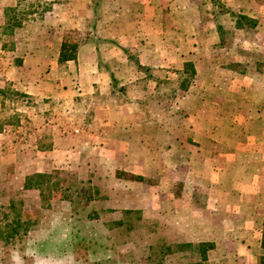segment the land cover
I'll return each instance as SVG.
<instances>
[{
	"label": "rangeland",
	"instance_id": "rangeland-1",
	"mask_svg": "<svg viewBox=\"0 0 264 264\" xmlns=\"http://www.w3.org/2000/svg\"><path fill=\"white\" fill-rule=\"evenodd\" d=\"M13 1L16 6L18 0ZM29 1L34 3V15L24 25L45 21V17L62 2ZM255 1L257 4L250 7L249 12L259 19L260 26L249 32L236 30L231 39L228 37L230 43H239L241 39L246 43L241 45L240 42L225 57L224 63L264 60V0ZM218 3H222L221 0ZM45 4L51 5L52 10L41 12L47 8ZM6 5H9V0H0V27L6 21L4 11L10 7ZM203 6V27L208 29L213 10L211 0H206ZM216 10L222 12L218 6ZM225 24L228 27L231 21L226 19ZM21 29L14 37H5L0 43V89L18 90L14 87V80L21 71L17 68L21 55L16 53ZM65 39L79 44L85 42L77 30L66 34ZM12 41L14 51L3 48V42L9 46ZM198 43L200 48L210 47V35H200ZM207 54L209 51H202L199 55L206 58ZM209 68L202 69L203 76L210 73ZM167 99L162 105L167 113L159 120L167 127L168 133L181 124L183 129L180 134L184 143L179 147L169 145L165 148L167 154L161 162L165 171H159L154 166L157 176L145 183L132 179V174L123 170L115 171L114 164L96 163L91 150H85L82 158H69L67 154L63 163L65 150L60 148L58 155L61 162L55 164L53 161L57 159L49 160L50 152L55 150L52 147L53 135L68 136L65 127L70 120V109L58 100H47L48 103H43L46 105L41 102L29 106L0 96V142L3 146L0 149V190L6 195L1 202L7 204L11 198L23 199L25 214L32 223L31 230L14 246L0 247V264H95L100 261L156 264L150 259L156 256H152L147 247L159 245L160 237L168 242L176 241L179 237L177 233L184 234L194 243L215 244V249L208 252L206 264H262V261L264 264V244L260 242L264 232V156L258 163L234 162L233 159H238V156L224 157L222 148L201 149L199 142H186L192 133L188 129L191 121L196 123L195 116L187 112L186 104L176 108L170 97ZM20 104L33 107L36 113L28 116L20 112ZM150 109L153 110V105ZM198 118L201 122L204 120L200 115ZM207 118L210 121V116ZM238 118L231 117V120L236 124ZM224 120L226 117H213L211 122L220 125L221 129ZM247 124L251 130L249 136L264 137V117L260 122L256 117L248 116ZM184 128L186 131H183ZM171 133L174 135L173 131ZM222 135H225L222 129L216 133L217 138ZM206 150H209V157ZM231 150L234 153L242 151L238 147ZM68 151L71 152V149ZM48 160L50 166H56L54 169L46 165ZM40 170L49 173L57 171L61 178V190L53 191L46 201L38 191L22 190V177ZM90 176L99 178L94 179V184L100 189L97 195L92 190V181H88ZM56 181L53 179V182ZM68 186L69 191L63 190ZM126 209L140 211L146 221L154 219L151 226L156 222L160 224L157 226L158 234L152 235L148 226L150 223L144 222L135 224L136 228L130 232L115 228L114 222L124 218ZM94 212L98 214V219L89 217ZM182 260L199 261L200 257L189 251L179 256L169 255L163 264H181Z\"/></svg>",
	"mask_w": 264,
	"mask_h": 264
},
{
	"label": "crops",
	"instance_id": "crops-1",
	"mask_svg": "<svg viewBox=\"0 0 264 264\" xmlns=\"http://www.w3.org/2000/svg\"><path fill=\"white\" fill-rule=\"evenodd\" d=\"M204 2L62 0L45 21L24 25L17 41L16 53L21 55L17 68L21 71L14 87L32 96L38 105L58 100L70 109L65 127L68 136L53 135L55 150L50 152L49 160L60 158L53 162H61L60 148L65 150L63 163L67 154L69 158H82L85 150H91L96 163L114 164L115 171L123 170L132 174V179L146 183L157 176L154 166L165 171L161 164L167 154L165 148L184 143L181 124L168 133L159 120L167 113L162 105L170 97L176 108L186 104V111L195 116L196 123L191 121L188 129L192 133L186 142H199L201 149L222 148L224 157L238 156L234 162H262L264 137L249 136L247 117L254 116L260 122L264 117V60L224 63L225 57L246 40L223 42L213 12L208 21L210 28L204 29ZM221 2L258 20L260 26L259 19L249 12L257 4L255 0ZM15 4L9 0L6 7ZM221 18L231 35L240 30L229 14L222 13ZM226 19L231 21L228 27ZM72 30L79 31L85 42L76 60L60 62L66 34ZM205 34L210 35V47L200 48L198 37ZM202 51H209L208 57L199 55ZM207 67L210 73L203 76L202 69ZM187 71L193 74L192 82L186 92H181ZM152 105L156 111H151ZM20 107V112L28 116L36 113L33 107ZM199 115L204 117L202 122ZM220 116L226 117L221 125L225 135L217 138L220 125L211 121ZM231 117H239L236 124ZM237 147L242 151L232 152ZM22 178L24 182L26 175ZM260 242L264 244V232Z\"/></svg>",
	"mask_w": 264,
	"mask_h": 264
},
{
	"label": "trees",
	"instance_id": "trees-1",
	"mask_svg": "<svg viewBox=\"0 0 264 264\" xmlns=\"http://www.w3.org/2000/svg\"><path fill=\"white\" fill-rule=\"evenodd\" d=\"M213 16L216 22L218 31L222 33V41L225 42L227 38L230 36L232 37L229 32L226 31L221 15L229 14L232 20L235 22V26L237 29L244 30L245 32H249V30H253L258 27L259 22L256 19H253L247 15L242 14L234 9L227 8L225 6L220 5L218 0H213ZM34 3L29 0H18V4L14 7L6 8L4 13L6 17L5 24L0 27V43L3 41V38H11L14 37L16 31L21 29L24 26V23L30 19L32 15H34ZM216 6L222 9V12L216 10ZM27 7L29 11H27ZM40 7V6H39ZM44 8L45 11L41 12H49L52 10L51 5L45 4ZM39 10V8L37 9ZM3 48H9V51L15 50V44L12 43L8 46L7 43H2ZM82 44L70 42L65 40L62 45V50L60 54V62H68L74 61L77 59V55L79 52L80 47ZM184 81L182 86L181 92H186L188 86L191 84V78L193 74L190 71L185 72L184 74ZM0 96L4 99L9 98L12 102L21 101L29 106H34L35 99L21 91L18 90H5L0 89ZM6 101H4L5 106ZM59 172H36L26 176L22 190L24 191H38L40 196L44 201L48 200V197L53 191L61 190L60 183L61 178L59 177ZM53 179L57 180L53 182ZM92 181V190L94 191L95 195L99 192V187H97L94 183V179L89 178L88 181ZM65 191L70 190V186L64 187ZM6 198V195L3 191L0 190V247L9 248L14 246L17 243V240L27 235V233L31 230V220L25 214V204L23 199H9L8 203H2L1 199ZM124 218L121 220L114 222V227L117 229H125L126 231L130 232L136 228V225L139 223L144 222L145 224L150 223L148 225L151 228V234L155 235L158 234L157 226H160L156 222V225L151 226L154 224V219L152 221H146L140 211L128 210L124 211ZM89 217H96L94 219H98V214L96 212L89 215ZM136 224V225H135ZM165 225V224H164ZM179 236L176 241L168 242L167 239L160 237L158 240L160 243L159 245H149L147 248L151 251L152 256H156L154 258H150L151 260L155 261L156 264H163L165 262V258L169 255H180V253L186 252H193L198 254L200 257L199 261H192V262H185L182 260L181 264H206L208 261V252L213 251L215 249V244L209 242L203 243H194L193 240H190L184 234L177 233ZM183 258L184 256L181 255ZM95 264H111L108 262H97ZM263 264V261H262Z\"/></svg>",
	"mask_w": 264,
	"mask_h": 264
}]
</instances>
